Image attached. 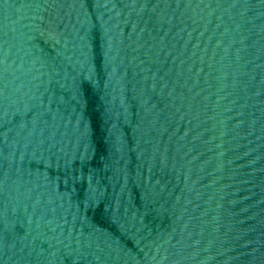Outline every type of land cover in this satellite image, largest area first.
Masks as SVG:
<instances>
[{"label":"water","instance_id":"1","mask_svg":"<svg viewBox=\"0 0 264 264\" xmlns=\"http://www.w3.org/2000/svg\"><path fill=\"white\" fill-rule=\"evenodd\" d=\"M0 264H264V0H0Z\"/></svg>","mask_w":264,"mask_h":264}]
</instances>
